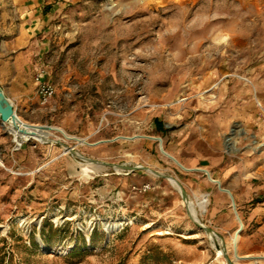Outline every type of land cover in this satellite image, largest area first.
Instances as JSON below:
<instances>
[{
    "label": "rangeland",
    "instance_id": "374dc122",
    "mask_svg": "<svg viewBox=\"0 0 264 264\" xmlns=\"http://www.w3.org/2000/svg\"><path fill=\"white\" fill-rule=\"evenodd\" d=\"M15 51L18 117L70 138L18 146L0 120V264H264V0H0V61ZM153 138L220 178L233 161L247 211Z\"/></svg>",
    "mask_w": 264,
    "mask_h": 264
},
{
    "label": "crops",
    "instance_id": "0c3cea01",
    "mask_svg": "<svg viewBox=\"0 0 264 264\" xmlns=\"http://www.w3.org/2000/svg\"><path fill=\"white\" fill-rule=\"evenodd\" d=\"M45 18L46 16L42 15L41 18L31 19V22H33L34 20H37L40 22V20L42 21ZM22 58H23V54H19V52L15 51V53H13V56L10 57L8 60L4 59L0 61V64H4L9 70L12 69L13 71L9 77H5L2 74V72H0V86L2 87L7 99L12 103L16 115H17V109L19 106L23 107L29 103V100H30L29 96L31 95L34 89L30 76H26L21 71L22 68H24L23 64H26L29 62ZM259 105L262 108H264V105L261 102H257L258 114L261 115L260 110H259ZM126 139L132 140L133 138H126ZM153 139L157 140L155 138ZM172 156L180 164L179 166L185 171L196 170L200 174L201 173L205 174L211 182L217 183L220 187L221 199H224V194H228L229 193L228 191H230L232 193V197L230 196V198L232 200L234 209L236 208V205H237L243 212L247 211V202L250 197V194L240 193L239 191L240 190V168L238 165H234L233 161H231V164L229 165L228 161H225L223 158L220 159L221 165L219 169H221L222 171L225 170L224 177L220 178V175L215 174L213 170L208 168V166H203V165H200L199 163L200 166L196 169H193V168H190L189 164H187L182 158H180L182 155L179 156V154L175 153ZM98 166H101V165H98ZM223 202H226V201L223 200ZM257 205H259V207H264V198L263 199L260 198V201L257 202ZM251 211L253 212L251 214V219H250L252 222L256 218V216L259 213H261V211H258L257 209H252ZM253 236H256V235H253ZM260 246L264 247V243L263 245L261 244Z\"/></svg>",
    "mask_w": 264,
    "mask_h": 264
},
{
    "label": "bare ground",
    "instance_id": "6f19581e",
    "mask_svg": "<svg viewBox=\"0 0 264 264\" xmlns=\"http://www.w3.org/2000/svg\"><path fill=\"white\" fill-rule=\"evenodd\" d=\"M18 119L24 124V125H28V126H31V127H34L36 129V132H37V136L35 137H28V136H23L21 134H19V132L14 129L10 124H3V125H6L7 127V130L14 135V141L17 143V145H21L23 142L25 141H29V140H36L40 143H45L47 141V137L46 135L48 134H52V133H60V134H63L65 136V138L69 139L70 137L65 133L64 130H62L61 128H56V127H50V129H44L45 127H42V126H35V125H30V124H27L25 123L24 121L21 120V118L18 117ZM76 140V139H74ZM79 141V140H78ZM80 142V141H79ZM84 142V140H83ZM160 144V150L162 149L163 152L162 154L165 155L166 157H168L170 160H172L173 162H175L176 164L180 165L176 159L169 153L165 152L164 151V148H163V141L162 140H159ZM70 152H72L75 156L77 157H80L77 153H74L72 150H69ZM81 159H83L82 157H80ZM85 162L89 163L86 160H84ZM93 165V164H92ZM95 165H100V164H95ZM116 172L117 173H120L122 172L123 170L119 167H116ZM171 180V183L176 186L180 191V187H179V184L177 183V181H175L174 179H170ZM229 193V196L232 197V193L230 191H228ZM187 205H188V210H189V213L191 215V217L193 218V220L195 222H199L198 219H197V214H196V210H195V207H194V204L190 201H187ZM199 206V208L201 209V213H205L206 212V207L208 205V199L205 197V196H202V198L200 199V201L198 202L197 204ZM238 219V222H239V229L234 233V235L232 236L231 240H232V249H233V253H234V258H235V261L238 262L240 260H243V259H246L247 257L249 256H241L240 253H239V245L241 243V235H240V230H241V226L243 225L240 218L237 217ZM116 227H112L110 228V232H112L113 230H115ZM213 236L215 235H210V239L213 238ZM259 260L262 259L264 261V257H257Z\"/></svg>",
    "mask_w": 264,
    "mask_h": 264
},
{
    "label": "water",
    "instance_id": "95a60500",
    "mask_svg": "<svg viewBox=\"0 0 264 264\" xmlns=\"http://www.w3.org/2000/svg\"><path fill=\"white\" fill-rule=\"evenodd\" d=\"M0 120H1L2 124H10L14 129H16L19 132V134H21L23 136H28V137L37 136V132H36V129L34 127L24 125L18 119L12 103L7 99L3 89L1 87H0ZM44 129H50V127L45 126ZM157 140H160V139H157ZM161 151L163 152L162 149H161ZM100 165L106 166V167H113L114 169H116V167H119L123 171L130 170L128 167H125V166H114V165H110V164H100ZM134 169H136V168H134ZM182 193L184 195L183 191H182ZM242 228H243V225L241 226V230H242Z\"/></svg>",
    "mask_w": 264,
    "mask_h": 264
},
{
    "label": "built area",
    "instance_id": "2783aa9c",
    "mask_svg": "<svg viewBox=\"0 0 264 264\" xmlns=\"http://www.w3.org/2000/svg\"><path fill=\"white\" fill-rule=\"evenodd\" d=\"M43 79V76L42 75H39L37 77V82H38V94L39 96L43 99V100H48V99H51L55 93H56V90L55 88L53 87V85H51L50 83L48 82H43L42 81ZM259 110H260V113L261 115L264 116V108H262L260 105H259Z\"/></svg>",
    "mask_w": 264,
    "mask_h": 264
},
{
    "label": "trees",
    "instance_id": "16d2710c",
    "mask_svg": "<svg viewBox=\"0 0 264 264\" xmlns=\"http://www.w3.org/2000/svg\"><path fill=\"white\" fill-rule=\"evenodd\" d=\"M159 126H161L160 123H159Z\"/></svg>",
    "mask_w": 264,
    "mask_h": 264
}]
</instances>
